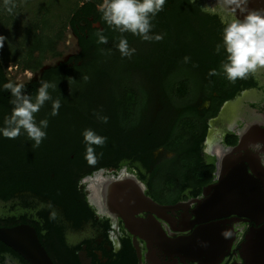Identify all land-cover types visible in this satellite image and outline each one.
Instances as JSON below:
<instances>
[{
  "label": "trees",
  "instance_id": "trees-1",
  "mask_svg": "<svg viewBox=\"0 0 264 264\" xmlns=\"http://www.w3.org/2000/svg\"><path fill=\"white\" fill-rule=\"evenodd\" d=\"M15 2L0 8V25L19 16L20 8ZM101 2L76 0L68 7L62 29L69 27L78 38L80 52L69 60L74 63L45 69L38 81L25 84L22 90L35 96L41 81L50 82L56 87L49 92L53 99L60 100L61 108L59 115L53 117L51 101H47L35 114L37 122L49 120L47 137L37 148L32 147L33 142L23 132L16 139L0 136L2 203L17 198L20 208L31 209L34 204L27 198L31 193L50 205H59L68 218L77 220L81 213L90 211L78 181L99 167L128 163L138 169L178 171L175 179L181 178L185 170L213 169V164L205 165L201 156L206 120L236 93V87H231L233 84L226 78L208 75L210 69H219L225 59L220 53L215 54L212 47L217 40V20L188 0H167L163 11L152 20L150 33L161 35L162 39L145 41L131 33L112 30L97 11ZM94 22H99L102 30L93 28ZM48 26L49 20L44 17L27 26L23 36V44L27 41L23 45L25 68L39 70L45 53L61 54L54 48L55 38L45 32ZM207 26L216 30L206 29ZM100 35L107 38V44L99 43ZM122 35L136 49L130 59L122 58L115 47ZM56 38L61 39V34ZM17 45L10 46L12 52H3L0 47V126L12 108L11 94L2 86L14 81L7 76L1 60L4 53L17 56L22 43ZM200 93L210 99L207 109H200L196 102ZM102 117L108 118L106 124ZM88 128L107 137L103 147L93 145L97 160L94 165L84 158L82 132ZM158 150L161 152L154 156ZM36 213L50 220L48 212L39 209ZM30 220L31 215L25 211L0 215V226L34 224ZM35 229L42 245L48 248L37 224ZM52 242L60 246L57 239ZM51 248L55 250L52 245ZM3 251L19 255L0 241V252ZM47 253L52 256L49 248Z\"/></svg>",
  "mask_w": 264,
  "mask_h": 264
},
{
  "label": "flooded vegetation",
  "instance_id": "flooded-vegetation-1",
  "mask_svg": "<svg viewBox=\"0 0 264 264\" xmlns=\"http://www.w3.org/2000/svg\"><path fill=\"white\" fill-rule=\"evenodd\" d=\"M193 4L219 23L217 40L210 43L213 48L222 43L221 16L236 13L242 18V10H264V0H195ZM97 28L102 30L100 23ZM79 52L80 47L56 66H71L70 57ZM219 53L226 58L222 46ZM42 72H34L29 82L38 81ZM232 84L235 95L206 120L201 156L213 169L185 170L175 179L178 171L138 169L128 163L99 167L78 181L90 211L77 220L68 218L59 205L31 193L27 198L34 207L23 210L14 198L12 214L31 215L56 264H264V166L249 148L255 142L264 145V69ZM196 102L200 109L210 105L202 93ZM117 182L137 186L159 208L138 209L124 219L103 206L98 195V200L92 198L93 192L89 196L94 186L96 193ZM238 193L239 201L231 205ZM39 209L54 213L56 219L44 220L36 213ZM56 239L59 248L52 244ZM0 264L26 263L16 253L3 251Z\"/></svg>",
  "mask_w": 264,
  "mask_h": 264
},
{
  "label": "clouds",
  "instance_id": "clouds-1",
  "mask_svg": "<svg viewBox=\"0 0 264 264\" xmlns=\"http://www.w3.org/2000/svg\"><path fill=\"white\" fill-rule=\"evenodd\" d=\"M166 2L167 0H102L97 6V11L101 14L102 20L114 31L121 34L131 33L145 41L160 40L161 35H150L153 28L152 20L163 11ZM192 2L195 3V0ZM241 13L242 18L236 13L220 17L222 43L215 44L214 52L219 53L222 46L226 58L220 62L219 69H210L208 72L209 76H222L230 83H235L238 79H247L259 69H264V10H242ZM99 43L107 44L108 40L100 35ZM2 46L0 43V47ZM115 47L122 58L130 59L136 51L129 46L127 38L123 35ZM185 59L187 60V57ZM25 87L24 83L11 80L3 84V90L11 94L9 104L12 108L0 126V136L16 139L23 132L27 139L33 142L32 147L37 148L47 137L49 120L44 118L37 122L35 114L45 102L51 101L50 115L55 117L59 115L61 102L52 98L49 89L55 88L56 85L50 82L41 81L35 96L22 91ZM102 122L106 124L108 118L102 117ZM82 136L85 145L84 158L89 165H94L97 160L93 145L103 147L107 137L97 134L91 128L83 130ZM262 147L264 145L261 142L249 145L250 150L258 155L261 165L264 166V152L260 151ZM50 219L55 220L56 215L53 213Z\"/></svg>",
  "mask_w": 264,
  "mask_h": 264
},
{
  "label": "rangeland",
  "instance_id": "rangeland-1",
  "mask_svg": "<svg viewBox=\"0 0 264 264\" xmlns=\"http://www.w3.org/2000/svg\"><path fill=\"white\" fill-rule=\"evenodd\" d=\"M13 0H0V8L3 4L11 3ZM15 4L20 8L19 16L15 20L7 19L4 25H0V36L2 38L1 50L17 48L18 43H22L21 50L17 56H13L10 53H4L2 56V64L4 66L7 76L13 79L15 82L27 84L33 78L34 72L41 70L43 66H56L57 63L68 56L69 54H75L79 51V47L76 43V38L71 34L70 28L62 26L66 19V11L68 7H71L76 0H15ZM4 2V3H3ZM81 4V2L79 1ZM48 10L45 11V8ZM3 12V11H2ZM1 12V14H2ZM45 12V14H44ZM48 19L49 28L45 30L50 36L54 37L56 43L54 48L61 54L58 56H52L50 53H45L42 58V67L39 70H32L23 66L26 58H24L26 46H23V36H25V30L30 22L38 19ZM61 34V39L56 38ZM5 41V43H3ZM37 55V52L34 54ZM13 56V58H12ZM15 59V60H13ZM30 63V61H28ZM31 65V63H30ZM13 202L0 203V215H8L14 213L12 208Z\"/></svg>",
  "mask_w": 264,
  "mask_h": 264
},
{
  "label": "water",
  "instance_id": "water-1",
  "mask_svg": "<svg viewBox=\"0 0 264 264\" xmlns=\"http://www.w3.org/2000/svg\"><path fill=\"white\" fill-rule=\"evenodd\" d=\"M94 26L98 27L99 23L94 24ZM47 68L48 66H43L40 71L42 72ZM131 186L134 185L131 184ZM92 192L91 189L89 196ZM96 193L103 201V206L116 211L124 219L132 216V212L138 209L159 208V205L146 196L137 186L136 189L130 188L125 183L110 184L99 189ZM237 201H239V193L237 198H233V203L230 204L234 205ZM0 241L17 252L29 264H55L42 245L35 227L28 223H19L9 227L0 226Z\"/></svg>",
  "mask_w": 264,
  "mask_h": 264
},
{
  "label": "bare ground",
  "instance_id": "bare-ground-1",
  "mask_svg": "<svg viewBox=\"0 0 264 264\" xmlns=\"http://www.w3.org/2000/svg\"><path fill=\"white\" fill-rule=\"evenodd\" d=\"M92 191H93V193H92V198L95 200L96 198H97V200H98V197H97V193H95V186L93 187V189H92ZM92 199V200H93Z\"/></svg>",
  "mask_w": 264,
  "mask_h": 264
}]
</instances>
